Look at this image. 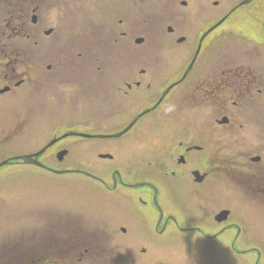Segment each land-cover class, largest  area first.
Here are the masks:
<instances>
[{"label":"flooded vegetation","instance_id":"obj_1","mask_svg":"<svg viewBox=\"0 0 264 264\" xmlns=\"http://www.w3.org/2000/svg\"><path fill=\"white\" fill-rule=\"evenodd\" d=\"M56 10L69 21L57 32L46 29L45 16ZM51 37L69 42L87 88L30 90L24 102L18 89L31 80L12 65L29 68L23 44ZM4 44L21 45L15 64ZM52 69L49 85L64 83L58 65ZM41 126L51 138L29 151ZM52 141L39 157L44 167L15 160ZM21 143L25 151L12 152ZM3 153L0 164L11 162L0 170L26 167L97 190L92 201L80 197L91 215L71 205L73 213L58 215L41 208L40 221L56 230L25 237L37 241L21 247L23 262L2 249L0 264H216V256L231 264L234 255L258 251L248 247L260 237L253 222L228 205L238 191L263 228L264 0H0ZM82 190L57 191L76 201ZM213 191L228 196L219 198L229 209L213 212Z\"/></svg>","mask_w":264,"mask_h":264},{"label":"rangeland","instance_id":"obj_2","mask_svg":"<svg viewBox=\"0 0 264 264\" xmlns=\"http://www.w3.org/2000/svg\"><path fill=\"white\" fill-rule=\"evenodd\" d=\"M48 18V26L46 29L54 28L57 32V27L65 24V29L68 28L69 21L68 15H60L59 12L53 11L51 14L45 15ZM51 18V21H50ZM28 29L32 28L30 22H28ZM60 28V27H59ZM7 31L12 32L13 35H17L20 33V29H16L14 26L8 28L6 26ZM18 30V31H17ZM55 32V34H56ZM34 33V31L32 32ZM31 33V35H32ZM11 34V33H10ZM59 38V35H56V39ZM69 37L63 36L62 39L68 40ZM50 39H45L44 44H40V46L35 45V41L29 40L27 45L23 44V48L25 52L28 53V66L29 68H25L23 62L12 65L13 67H18L16 72L19 73V78L22 79L24 75L30 78V82H27L22 88L18 89L22 93L23 100L25 102L26 97L29 98L30 90H84L87 88L84 85V75H85V65L79 66L81 70L78 68V64L74 63L73 54L70 49L69 42L65 44L56 45L54 44L55 40L48 43ZM14 44V43H13ZM12 44V45H13ZM7 44L2 45V51L6 54L11 52L12 58H16L15 55H18L16 51L21 50V45L17 44L15 47L11 48L5 47ZM10 55V54H9ZM15 64V59H14ZM113 66L118 71L117 63H112ZM58 65L59 75L64 78V83L49 85V82L52 81L53 76H56V70L52 69L48 70V66L55 67ZM167 67H172L173 70H176L180 63L175 64V62H170L166 64ZM109 70H112V66L109 64ZM78 69L80 71H78ZM11 70V69H10ZM45 74H43V71ZM84 72V74H83ZM53 75V76H52ZM22 76V77H21ZM43 76H45V82L42 84ZM110 80L114 78V75H109ZM181 78L174 77L173 81ZM77 79V80H76ZM75 80V81H72ZM162 80V79H161ZM161 80L158 81L161 84ZM180 80V79H179ZM38 82L39 84H37ZM77 82V83H76ZM80 83V84H79ZM14 86V85H13ZM36 93H33L32 100H36ZM40 129L44 131L43 135L40 136V140L31 139L28 142V150H37L39 148L38 145L44 141L45 139L51 138V133H49L48 127L41 126ZM21 142V140H17L14 142V145ZM48 142V141H47ZM46 142V143H47ZM45 143V144H46ZM78 146H75V151L72 154L73 156H78L76 151H78ZM24 143L19 144L18 148L15 149L14 153L24 152ZM6 156V153L0 155V160H3ZM79 158V157H78ZM73 161V160H72ZM74 165V164H73ZM76 187L78 189H83L82 191L76 192L74 200H65L64 195L59 194L57 190L62 189H70L72 187ZM96 187L91 184H86V182L82 180H68L65 178H58L54 176L46 177L41 171L31 170L26 167L18 166L16 168L11 169H2L0 170V204H7L6 207L0 208V251L4 249V252L7 253L10 251V255H8L11 259H18L20 261H24V257L22 255L23 249L21 247L27 246V243L35 244L37 239H27L25 237H32L34 232L38 231H53L52 227L46 229L45 226H53L54 224L45 223L43 220L39 219V210L41 208L46 209L47 207L55 210V213L58 215V212L62 214L64 212L70 211L73 213L72 209H69V205L73 207H77L80 209L81 214L83 215H91L88 213H84L81 209L91 211V207L83 202L81 198L88 199L92 201L95 196L93 191H96ZM232 198H234L235 202L233 206L228 205L234 210V215L237 219H241L242 221L251 220L253 222L254 230L258 231L260 237L249 240V248H256L259 252V258H256L255 253H250L245 256H233L231 264H255L258 259L262 261L264 264V223L263 228L260 229L261 223L257 222L253 216H249L248 214L255 215L258 213L257 209L254 208L250 203H247V200L244 201L242 197L239 196L238 191H235L233 195V190L229 193ZM69 195V194H65ZM216 196V207H214L213 212H217L218 210H226L229 207L227 201L225 203L221 202L219 196L228 197L224 195L223 191H213L212 195L209 198H213ZM81 197V198H80ZM45 199H53V200H45ZM229 200V199H228ZM233 202V201H232ZM59 205L60 207L53 206H44V205ZM206 210H211L208 207H205ZM211 212V213H213ZM34 217V218H30ZM61 227L60 230H62ZM34 236H38L37 233H34ZM24 238V239H22ZM19 248V249H18ZM21 248V250H20ZM13 250V251H12ZM33 252V250H32ZM34 253V252H33ZM255 255V256H254ZM227 257L226 255H223ZM6 257V256H5ZM26 260V258H25ZM216 264H229L228 261H222L219 257L216 256Z\"/></svg>","mask_w":264,"mask_h":264},{"label":"water","instance_id":"obj_3","mask_svg":"<svg viewBox=\"0 0 264 264\" xmlns=\"http://www.w3.org/2000/svg\"><path fill=\"white\" fill-rule=\"evenodd\" d=\"M52 144H54V142ZM42 153L43 152H41V153H39V154H37L35 156H24V157H20V158H17V160L20 162V164H34V165H37V166H41L42 164L38 161V158H39L40 155H42ZM63 155L64 154H62L61 156H63ZM7 163H8V161L5 162L2 165H5Z\"/></svg>","mask_w":264,"mask_h":264}]
</instances>
